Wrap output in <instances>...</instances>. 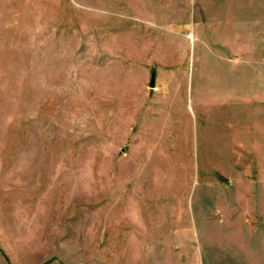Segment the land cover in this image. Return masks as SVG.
Here are the masks:
<instances>
[{"label":"rangeland","instance_id":"rangeland-1","mask_svg":"<svg viewBox=\"0 0 264 264\" xmlns=\"http://www.w3.org/2000/svg\"><path fill=\"white\" fill-rule=\"evenodd\" d=\"M0 264H264V0H0Z\"/></svg>","mask_w":264,"mask_h":264},{"label":"water","instance_id":"water-1","mask_svg":"<svg viewBox=\"0 0 264 264\" xmlns=\"http://www.w3.org/2000/svg\"><path fill=\"white\" fill-rule=\"evenodd\" d=\"M150 86H152V84Z\"/></svg>","mask_w":264,"mask_h":264}]
</instances>
